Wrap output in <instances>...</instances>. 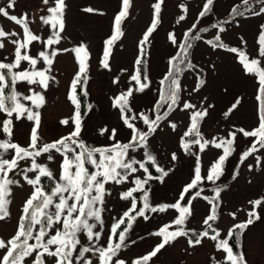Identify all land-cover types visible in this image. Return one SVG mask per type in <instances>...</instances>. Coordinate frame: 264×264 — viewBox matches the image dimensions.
Wrapping results in <instances>:
<instances>
[{
    "label": "rangeland",
    "instance_id": "374dc122",
    "mask_svg": "<svg viewBox=\"0 0 264 264\" xmlns=\"http://www.w3.org/2000/svg\"><path fill=\"white\" fill-rule=\"evenodd\" d=\"M242 0H214L212 10L205 17L200 18L197 28H208L209 31L201 33L202 39L194 41L190 49V61L198 68L202 69V80L205 83L196 89L198 84L196 72L191 68L183 71L180 75V101L178 105L169 112V115L161 120L157 130L149 136L148 152L155 156L157 165L168 171L163 182L151 180L145 188H150V203L157 205L160 203H174L178 199V194L183 186L190 182L195 167V155L186 154L181 148L180 138L189 126L191 112L198 109L207 108L208 116L200 123V131L205 139L228 138L229 133L237 131L239 128L251 130L256 125V90L258 88L256 79L246 74L236 53L228 51L226 48H213L206 41L215 36L218 29L212 25L222 21H230L223 26L226 31L220 33L223 42L231 46H236L244 50L249 58H258V37L261 25H264V14L253 16L250 13L243 17L237 16L235 19L225 17L233 3ZM7 0H0V6H6ZM157 0H130L128 15L123 20L121 28L123 36L115 43L111 49L109 59L110 69H104L100 60L104 50V41L109 38L113 30L115 15L121 10L122 0H65L67 7L64 11L65 29L61 33L62 39L58 45L53 47L68 49L67 52H60L54 58L51 75L55 80L50 81L49 88L42 90L39 86H29L26 82L17 85V91L28 95L29 88L32 87L37 92H42L45 97L44 105L38 110L41 115V126L39 134L41 143L51 142L67 135L73 128L69 125L61 124V120L71 117L73 105L68 99L70 90L69 84L77 68V61L72 49L81 43L87 46L90 59L87 61V84L82 85L87 90V105L91 104L89 111L87 106L82 114L83 131L82 139L86 144L94 147H101L113 143L109 135L100 134L101 128L118 131L117 140L127 142L130 130L127 129L120 119L118 109L112 106L113 99L120 92L127 90L129 86L135 87V83H130V75L134 74V60L138 50L139 39L147 30V25L152 18L153 5ZM205 0H163L159 23L156 30L149 37L146 48L145 70L150 82V87L144 92H134L131 99L133 113L144 112L151 118H155L154 105L159 99L161 88L160 80L169 70V59L174 56L177 46L169 40V34L174 33L178 42L183 38V34L193 23H196L199 12ZM254 3V1L252 0ZM187 5V13L180 7ZM54 6V0H49L48 5L43 4V0H16V5L11 14L20 16L28 14L29 28L36 34L46 39L51 34L49 25L43 24L41 16L48 15L47 8ZM91 7L96 12L88 13L84 9ZM259 9V5H255ZM185 15L183 21L177 23L179 16ZM0 25L5 31H15L23 37L21 26L10 22L0 16ZM16 37H13L15 39ZM6 50H0V60L5 56L10 62L13 58V46L5 41ZM44 50V46L39 42H33L29 46V54L35 56L38 51ZM261 66H264L262 59ZM45 65L41 61L37 68ZM182 67H184L182 65ZM29 68L27 62L21 63L20 70ZM119 78V83L114 84L113 80ZM236 99L241 103L226 118L224 113L231 107ZM189 102L196 105V109H183V103ZM29 104L30 102L24 101ZM167 107L160 109L162 115ZM4 113H0V121L5 119ZM13 136L12 140L21 146L29 143L30 130L33 123L27 119L15 120L13 116ZM136 126L142 131H147V126L139 118L135 121ZM171 123L176 124L175 130L170 127ZM4 134L0 132V139H4ZM252 138L244 137L237 131L234 144L235 151L224 165L223 175L216 184L205 181L203 195L213 194L211 189L219 186L222 188L219 197L218 215L219 219L213 222V227L221 233V239L225 238L228 228L235 224L247 220L248 212L253 206L250 201L264 198V149L250 155L243 163H240V154L251 146ZM193 153H198V146H193ZM175 153L177 159L173 161L171 155ZM144 150L133 153L137 159L143 158ZM222 154L221 149L209 145L201 157L202 175L207 174L211 163ZM53 161L47 160V154L37 158L39 163L47 164L58 177L59 162L62 157L57 153H52ZM11 153L5 158H10ZM27 166L21 162V167ZM89 171H93L90 165H86ZM251 166V167H250ZM156 169V166H154ZM31 175V174H30ZM144 178L143 172H138ZM154 177L160 173L152 174ZM11 178L20 179V186H12V194L8 211L10 215L0 221V238L5 240L14 235L21 209L27 196L32 191L19 175L10 173ZM134 178V177H133ZM129 182L124 184H108L106 187L111 195L105 197V211L102 214L105 221V230L99 241L100 245L106 246L107 236L113 217L118 218L123 211L130 206V201L120 199V193L133 187ZM142 193L140 194V196ZM191 195V193L189 194ZM182 203H187V197ZM139 207H142V202ZM211 205L202 198L193 201V215L189 217L185 224L186 230H195L199 233L204 230L203 219L208 214ZM139 209V208H138ZM261 219L250 225L243 234L238 235L239 249L245 254L247 264H264V204L256 208ZM235 213V219L231 215ZM150 220L144 221L138 218L132 230L127 234V248H123L118 254L119 258L131 261L151 251L160 242V238L150 235L158 230L163 224L173 220L178 212L169 209L164 213H147ZM124 227V226H123ZM122 227V228H123ZM121 228V230H122ZM99 230V226L97 229ZM170 230H174L170 229ZM192 235V233L190 232ZM211 235V233H210ZM188 237H179L169 245H166L156 257L152 258L149 264H224V254L215 248V241L204 238L200 245L190 247ZM81 242L86 244V237L81 234ZM136 241L135 244L131 243ZM32 241H30L31 243ZM4 250H0V256ZM91 256V254H86ZM94 264H98L95 256L91 257ZM50 259V258H48ZM28 264H31L30 259Z\"/></svg>",
    "mask_w": 264,
    "mask_h": 264
},
{
    "label": "snow or ice",
    "instance_id": "6c2138e0",
    "mask_svg": "<svg viewBox=\"0 0 264 264\" xmlns=\"http://www.w3.org/2000/svg\"><path fill=\"white\" fill-rule=\"evenodd\" d=\"M163 0H157L153 5L154 15L150 26L143 34L139 42L141 56L135 61L134 74L130 75V83L134 82L135 87L129 86L127 90L120 92L113 99L112 106L118 109L120 119L123 125L130 130V136L127 142L117 140L118 131L115 128H101L100 134H108L113 143L101 147L90 146L82 139L83 118L81 115V102L77 89L81 85L87 84V61L90 59V53L87 46L83 43L74 47L72 51L78 64V71L70 84L68 99L74 106L73 115L61 120V124L73 125L72 130L60 138L51 142L41 143L39 128L41 126V115L38 110L45 103V97L42 92L29 88L28 95L17 91V85L26 82L29 86L36 85L42 90L49 88L50 81L55 80L51 75L54 58L60 52H67L68 49H59L53 47L58 45L62 39L61 33L65 29L64 11L67 7L65 0H54V6L47 8L48 15L41 16L40 20L51 28V34L42 39L41 36L34 34L29 28L28 14L23 13L20 16L11 14L16 5V0H7L6 6H0V16H3L10 22L21 26L23 37L15 31H5L0 25V50H6V43L13 46V52L10 62L5 56L0 60V113H4L6 118L0 121V132L4 134V139H0V221L5 220L10 212L8 205L12 194V186H20V179L11 178L10 173L19 175L22 180L31 187L32 191L23 203L21 214L18 218V225L14 235L5 240L0 238V250L3 255L0 256V264H94L92 256L97 257L98 264H128L125 259L119 258L118 254L123 248H127V234L132 230L133 225L138 218L144 221L150 220L147 213H164L169 209L176 210L178 215L167 224H163L158 230L150 233L152 236L160 238L153 249L146 254L137 257L131 261V264H149L152 258L175 241L179 237H188V245L195 247L202 243L204 238H210L215 241V248L218 252L224 254V264H247L245 254L242 251H235L229 241L233 236L243 234V232L255 221L261 219L256 208L264 204V198L250 201L253 208L248 212L246 221L234 224L228 231L225 238L221 239V233L213 227V222L219 219V197L222 188L213 187L211 191L213 196L203 195L202 185L205 181L213 185L223 175L224 165L229 157L235 151V141L237 131L244 137L252 138L251 146L240 154V163H243L250 155L264 149V66H261L264 59V25H261V31L258 37V58H249V55L237 47H228L222 42L220 33L226 31L223 26L230 21H222L212 25V28L218 29L213 39H208L206 43L213 48H226L232 53H236L238 59L246 72L256 79L257 88V107L256 125L251 130L239 128L237 131L229 133L228 138L205 139L200 131V123L208 116V109H198L191 112L190 125L180 138L181 148L186 154L195 155V167L190 182L186 183L178 194V199L174 203H160L152 205L150 203V188H145L149 181L155 179L163 182L169 172L159 167L156 158L148 152V139L159 127L161 120H164L180 101V75L185 68L193 67L190 56V49L193 42L201 40V33L208 32V28H197L200 18L205 17L212 10L214 0H205L202 10L199 12L196 23L183 34V40H177L174 33L169 34L170 42L177 46V52L169 59V70L160 80L161 88L159 90V99L154 105L156 112L155 118H151L144 112L133 113L131 99L134 92H144L150 87L146 72L142 74L141 66L146 63L143 59L144 48L149 42V37L156 30L159 23L161 5ZM44 5L49 4V0H43ZM255 5H259L257 10ZM241 5L233 6L231 9V18L237 16L243 17L246 14L259 16L264 14V0H242ZM130 0H122L121 10L115 15L113 21V30L108 39L104 41V50L100 64L104 69H110L109 59L111 49L115 43L123 36L121 28L123 20L128 15ZM180 7L187 13V5L181 4ZM85 12L93 13L96 9L88 7ZM185 15H180L177 23L185 20ZM13 37H16L13 39ZM33 42H39L44 46V50L38 51L33 56L29 54V46ZM45 67L37 68L40 62ZM27 62L29 68L20 70L21 63ZM182 65L184 67H182ZM113 83H119V78H115ZM205 83L200 79L196 89ZM86 88L83 89V95L87 96ZM24 101L30 102L29 104ZM241 100L236 99L231 107L224 113L227 118ZM167 107V110L160 114V109ZM88 110L92 105H87ZM183 109H196V105L189 102L183 103ZM13 116L15 120L27 119L33 123L30 130L28 145L21 146L12 140L13 136ZM142 120L147 126V131H142L136 126L137 119ZM170 127L175 130L176 124L171 123ZM211 145L216 149H221L220 154L210 165L207 174L202 175L201 157L206 148ZM193 146H198L199 152L193 153ZM143 149V158L137 159L133 153ZM10 158H5L10 154ZM52 153L59 154L62 159L59 162L58 177L47 164L39 163L37 158L47 154V160L53 161ZM175 161V153L171 155ZM21 162L27 166L21 167ZM86 165H90L93 171H89ZM156 166L159 176H153L149 166ZM251 167V166H250ZM143 172L144 178L135 175ZM31 174V175H30ZM134 177V178H133ZM42 178H47L51 186L42 182ZM133 187L120 193V199L130 201L128 207L122 214L116 218L110 225L109 234L106 240V246L100 245L99 241L104 233L105 221L103 213L105 211V197L111 195L106 185L124 184L129 182ZM140 192V201L142 207L137 208V198L134 193ZM191 193V195H189ZM187 197V203H182ZM202 198L211 205L208 214L203 219L204 230L197 233L195 230H186L185 224L190 216L193 215V201ZM235 219L236 214L231 213ZM124 226L121 230V226ZM99 226V230L97 229ZM174 230H170L173 229ZM211 233V235H210ZM86 237L87 243L81 242L80 236ZM30 241H32L30 243ZM131 243L135 244L136 241ZM86 254H91L88 256ZM50 258V259H48ZM220 264V261H217Z\"/></svg>",
    "mask_w": 264,
    "mask_h": 264
},
{
    "label": "trees",
    "instance_id": "16d2710c",
    "mask_svg": "<svg viewBox=\"0 0 264 264\" xmlns=\"http://www.w3.org/2000/svg\"><path fill=\"white\" fill-rule=\"evenodd\" d=\"M254 1V0H253ZM236 5H241V10H243V6H242V1H238V2H235V3H233L232 5H231V7H230V11L226 14V15H224L225 17H231V9H232V7L233 6H236ZM153 15H154V8L152 9V18H151V20L149 21V23H148V25H147V28L150 26V24H151V21H152V19H153ZM146 32V30L144 31V33ZM215 36H213V37H211V38H209V39H213ZM143 38V35H142V37L139 39V42H140V40ZM183 40V38L181 39V41ZM223 42V41H222ZM194 43V42H193ZM224 44H226L228 47H236V46H231V45H228L227 43H225V42H223ZM146 48H147V45L145 46V48H144V54H143V59L146 61V58H147V55H146ZM178 50V49H177ZM177 52V51H176ZM139 56H141V50H140V48H139V44H138V50H137V53H136V58H135V60H134V67H133V70H135V61H136V59L139 57ZM189 60H190V56H189V58H188ZM192 63V65H193V67H192V69L196 72V75H197V82H199V80L200 79H202V76H203V74H202V69H200V68H198V66L197 65H195L193 62H191ZM145 65H146V63L144 64V65H142L141 66V72H142V74L144 73V72H146V70H145ZM78 71V64H77V68H76V70L74 71L75 73H74V75H73V77H72V79L74 78V76H75V74H76V72ZM72 81V80H71ZM70 84H71V82H70ZM70 84H69V87H70ZM77 93H78V95H79V99H80V102H81V115L84 113V111L86 110V106H87V100H86V96H84L83 95V86L81 85V86H79L78 87V89H77ZM256 94H257V90H256ZM159 98V97H158ZM73 112H74V107H73V111H72V113H71V115H73ZM188 125H190V122H189V124ZM187 130V129H186ZM149 166V170H150V172H151V174H157L158 172H157V170L154 168V166H152V165H148ZM42 182L43 183H45V184H48L49 185V187L51 186V184H50V182L47 180V178H42ZM140 192H137V193H134V196L137 198V208H139V206H140V204H141V201H140ZM214 195V193L213 194H210L209 196H213ZM130 207V206H129ZM235 224H238V223H235ZM234 225V224H233ZM233 225H231L229 228H228V230L233 226ZM123 227V225L121 226V228ZM189 235L191 236V234H190V232H189ZM226 235H227V232H226ZM226 235H225V237H226ZM239 236H233L231 239H230V241H229V243H230V245L234 248V250L235 251H238V249H239Z\"/></svg>",
    "mask_w": 264,
    "mask_h": 264
}]
</instances>
